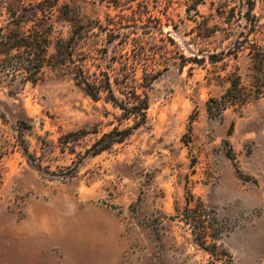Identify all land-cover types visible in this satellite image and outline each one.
I'll use <instances>...</instances> for the list:
<instances>
[{
    "label": "rangeland",
    "instance_id": "1",
    "mask_svg": "<svg viewBox=\"0 0 264 264\" xmlns=\"http://www.w3.org/2000/svg\"><path fill=\"white\" fill-rule=\"evenodd\" d=\"M9 5L0 264H264V0ZM35 36L45 50L11 46ZM77 67L119 100H148L144 122L97 154L103 133L135 120L78 86ZM236 77L241 100L209 112Z\"/></svg>",
    "mask_w": 264,
    "mask_h": 264
},
{
    "label": "trees",
    "instance_id": "2",
    "mask_svg": "<svg viewBox=\"0 0 264 264\" xmlns=\"http://www.w3.org/2000/svg\"><path fill=\"white\" fill-rule=\"evenodd\" d=\"M58 2L59 0H9L10 5L7 9L9 11H12L13 14H15L16 12H19L21 14H23L24 12H30L33 15H45L51 13V11L57 6ZM252 17L254 16L252 15ZM21 22L23 21L19 20L17 23L18 29L22 28ZM9 40L10 39L5 42H8ZM46 42V38L35 36V38L31 41L20 39V41L11 43V46H24L25 48H32L33 46H36L38 49L43 51L45 50ZM41 67V63H36L33 64L29 68V70H33V72H39ZM77 69L78 72L74 76V81L88 95H90L94 99H97L101 92H106V98L122 110L124 119L132 118L133 120H135L134 125L132 126L128 125L121 129H119L118 127H114L112 130L103 133L92 145V154H97L102 150L107 149L112 143L119 142L125 139L129 134H131L133 128L139 126L142 122H144L146 117V109L148 108V100L147 96L141 97L140 94L136 93L134 90L130 93V95L129 92H125V99L119 100L114 94L108 77H106L104 80L94 79L92 81L86 75H84V72L80 67H77ZM27 78L32 83H35L37 80L34 77ZM230 83V88L226 91L225 94L222 95L221 100L214 98L209 99V102L215 104V106H211L210 104L207 105L209 112H212V110H217L218 113H221L227 103L234 104L238 103V101L241 100L243 94L241 93V87H239V78L236 77V80L230 81ZM24 150L25 152H27L25 147Z\"/></svg>",
    "mask_w": 264,
    "mask_h": 264
}]
</instances>
